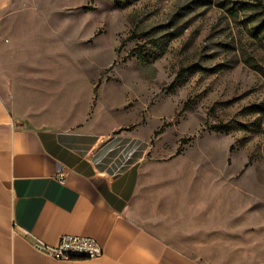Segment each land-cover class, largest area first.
I'll return each mask as SVG.
<instances>
[{"label":"rangeland","instance_id":"rangeland-1","mask_svg":"<svg viewBox=\"0 0 264 264\" xmlns=\"http://www.w3.org/2000/svg\"><path fill=\"white\" fill-rule=\"evenodd\" d=\"M0 95L142 132L135 218L201 264H264V0H13Z\"/></svg>","mask_w":264,"mask_h":264},{"label":"crops","instance_id":"crops-1","mask_svg":"<svg viewBox=\"0 0 264 264\" xmlns=\"http://www.w3.org/2000/svg\"><path fill=\"white\" fill-rule=\"evenodd\" d=\"M95 120L39 125L0 95V264H201L133 215L147 136ZM62 235L92 237L103 253L63 260L37 248Z\"/></svg>","mask_w":264,"mask_h":264},{"label":"built area","instance_id":"built-area-1","mask_svg":"<svg viewBox=\"0 0 264 264\" xmlns=\"http://www.w3.org/2000/svg\"><path fill=\"white\" fill-rule=\"evenodd\" d=\"M59 178L64 181L63 174H60ZM37 248L47 255L63 260L97 258L103 253L99 243L88 236L62 235L55 245L39 243Z\"/></svg>","mask_w":264,"mask_h":264},{"label":"trees","instance_id":"trees-1","mask_svg":"<svg viewBox=\"0 0 264 264\" xmlns=\"http://www.w3.org/2000/svg\"><path fill=\"white\" fill-rule=\"evenodd\" d=\"M116 4H117V1H116ZM183 75V73H179L178 77L180 78L181 76Z\"/></svg>","mask_w":264,"mask_h":264}]
</instances>
